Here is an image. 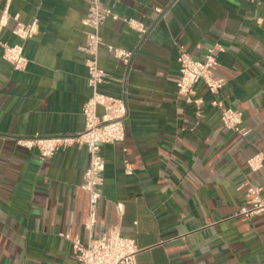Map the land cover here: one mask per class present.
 I'll return each mask as SVG.
<instances>
[{
    "label": "crops",
    "instance_id": "obj_1",
    "mask_svg": "<svg viewBox=\"0 0 264 264\" xmlns=\"http://www.w3.org/2000/svg\"><path fill=\"white\" fill-rule=\"evenodd\" d=\"M104 3L113 16L100 30L107 75L100 91L125 95L128 118L125 141L101 146L104 183L92 235L119 228L136 241L137 264H264V217L238 215L248 183L264 196V166L250 175L247 165L264 155V0ZM88 12L86 0H0L1 44L19 42L17 21L39 22L24 71L0 47V264H81L66 235L89 242L81 189L88 151L74 145L42 160L17 144L84 130ZM125 19L149 27L143 41ZM109 45L133 51L130 64ZM180 48L197 60L215 52L214 75L226 81L218 98L243 113L246 136L223 127L204 84L190 100L178 93Z\"/></svg>",
    "mask_w": 264,
    "mask_h": 264
},
{
    "label": "built area",
    "instance_id": "obj_2",
    "mask_svg": "<svg viewBox=\"0 0 264 264\" xmlns=\"http://www.w3.org/2000/svg\"><path fill=\"white\" fill-rule=\"evenodd\" d=\"M86 1L89 3V12L83 21L87 27L83 50L88 55L86 65L89 71L88 86L91 95L82 111L85 128L82 132L72 136L41 137L36 135L31 138H19L17 144L29 150L37 149L42 160L51 158L60 148L74 145L84 147L90 155V166L84 173L81 189L88 199L85 226L91 235L87 245L82 244L77 237L71 238L70 235H66V238L72 241L74 252L81 264H137L136 257L140 249L134 239L121 235L119 228L110 229L107 233L97 237L92 235L96 225L97 207L102 197L100 188L104 183L105 160L101 153V146L125 141L128 105L125 95L113 97L100 91L107 77L99 64L100 48L104 45L100 30L105 21L113 16L112 10L105 5L104 0ZM177 1L172 0V2ZM165 11V9H156L159 15H164ZM124 21L138 33L141 41L148 35L150 29L143 23L133 19ZM38 32L37 19L28 24L17 21L13 34L18 37L19 42L12 46L0 43L4 59L11 64L14 70L24 71L26 69L28 59L25 56V47ZM108 51L125 65H129L134 56L133 51L111 45L108 46ZM178 63V93L190 100L196 87L204 84L212 96V105L220 110L223 127L241 136H246L248 131L241 128L243 113L225 107L218 98L226 81L214 75L218 67L215 52L209 50L204 59L197 60L180 48ZM247 165L250 175L260 171L264 166V155L254 154L247 161ZM126 168L127 172L131 173L128 164ZM247 196L248 202L240 208L238 215L245 219L256 216L264 217L262 188L248 183Z\"/></svg>",
    "mask_w": 264,
    "mask_h": 264
}]
</instances>
